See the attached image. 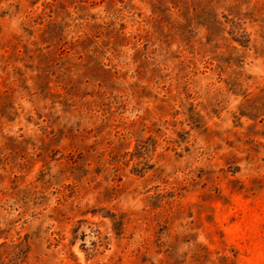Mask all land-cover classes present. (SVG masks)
I'll return each mask as SVG.
<instances>
[{
  "label": "rangeland",
  "instance_id": "obj_1",
  "mask_svg": "<svg viewBox=\"0 0 264 264\" xmlns=\"http://www.w3.org/2000/svg\"><path fill=\"white\" fill-rule=\"evenodd\" d=\"M0 264H264V0H0Z\"/></svg>",
  "mask_w": 264,
  "mask_h": 264
}]
</instances>
